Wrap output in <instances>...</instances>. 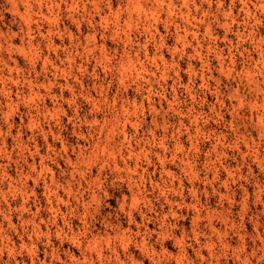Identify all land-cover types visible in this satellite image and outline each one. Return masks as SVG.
<instances>
[{
    "label": "rangeland",
    "instance_id": "obj_1",
    "mask_svg": "<svg viewBox=\"0 0 264 264\" xmlns=\"http://www.w3.org/2000/svg\"><path fill=\"white\" fill-rule=\"evenodd\" d=\"M0 264H264V0H0Z\"/></svg>",
    "mask_w": 264,
    "mask_h": 264
}]
</instances>
